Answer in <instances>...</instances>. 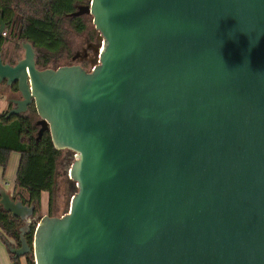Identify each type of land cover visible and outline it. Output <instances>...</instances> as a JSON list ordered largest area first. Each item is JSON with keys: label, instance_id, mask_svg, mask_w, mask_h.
Instances as JSON below:
<instances>
[{"label": "water", "instance_id": "1", "mask_svg": "<svg viewBox=\"0 0 264 264\" xmlns=\"http://www.w3.org/2000/svg\"><path fill=\"white\" fill-rule=\"evenodd\" d=\"M85 14L91 70L40 69L28 40L15 64L0 53V91L20 95L6 117L33 104L37 136L77 154L61 215L0 189L22 222L8 251L35 264H264V0H88L70 15Z\"/></svg>", "mask_w": 264, "mask_h": 264}, {"label": "trees", "instance_id": "2", "mask_svg": "<svg viewBox=\"0 0 264 264\" xmlns=\"http://www.w3.org/2000/svg\"><path fill=\"white\" fill-rule=\"evenodd\" d=\"M83 0H0V18L4 22L5 34L18 39L28 40L40 54L36 65L43 69L56 63L52 54L65 47L69 29L81 32L85 28L83 16H71L76 6ZM88 1V0H87ZM88 3V2H87ZM0 40V47L4 41ZM14 90H17L14 87ZM36 114L31 105L28 114L11 115L0 113V167L5 170L11 153L20 155L14 184L27 196L20 194L23 203H40L42 192L52 194L55 186L57 160L61 150L54 148L48 131L37 136V127L33 116ZM17 195H13L15 198ZM51 198L48 202L50 209ZM19 218L11 217L0 205V239L19 245ZM28 243H32V232L26 234ZM10 264H35L26 253L15 257L9 252Z\"/></svg>", "mask_w": 264, "mask_h": 264}, {"label": "rangeland", "instance_id": "3", "mask_svg": "<svg viewBox=\"0 0 264 264\" xmlns=\"http://www.w3.org/2000/svg\"><path fill=\"white\" fill-rule=\"evenodd\" d=\"M87 0H83L80 4H87ZM83 21L85 23V28L81 32H76L74 30L69 29L66 34V44L65 47L60 49L58 52L53 53L52 60L56 59V63L54 64L57 66L60 65H67L70 63V55L77 50L80 49L81 46L85 44V42H91L96 43V38L98 36V32L93 26L92 23V17L89 14H85L83 16ZM5 39L0 47L1 55L5 60H8L9 58H16L20 59L23 57L24 49L22 47V42L25 41V39H18L14 38L12 36H9L8 34L4 35ZM36 57L40 54L37 48H35ZM96 55L93 54L92 62H95ZM53 67V65L49 66ZM91 65H87V70H90ZM5 85L2 83L1 90H5ZM6 92V91H5ZM15 92V91H13ZM19 95L18 92H15ZM4 104V103H3ZM5 106V105H4ZM7 106H5V109L1 112H4L7 110ZM29 111L26 113L28 114ZM33 120L38 119V115L34 114ZM66 150H61V153L57 160V168H56V174H55V186L53 189L52 194L49 196V194L42 193L40 200L41 202L39 204H35V213L37 216H42L44 214L49 215H61L69 202V199L71 195L77 190V187L74 185V182L69 178L67 174V167L69 166L71 162V157L68 158L65 155ZM13 157H11V161L9 163L8 168V174H11L12 172L16 170L14 164L16 156H19L18 153L14 152L12 154ZM13 159V160H12ZM4 188H7L6 186ZM51 198V204L50 209L48 208V202ZM22 224V223H21ZM30 258H33L32 254H29ZM22 263H25V258H21ZM34 260V258H33Z\"/></svg>", "mask_w": 264, "mask_h": 264}, {"label": "flooded vegetation", "instance_id": "4", "mask_svg": "<svg viewBox=\"0 0 264 264\" xmlns=\"http://www.w3.org/2000/svg\"><path fill=\"white\" fill-rule=\"evenodd\" d=\"M2 33H3L2 35L4 37L5 33L4 32H2ZM1 39H3V38L1 37L0 40ZM93 47H94V43H91V42H88V41L85 42V44L83 46H81L80 49L75 50L72 53V55H70V60L71 61H70L69 64H79L80 66H82L84 69L87 70V65H89V66L91 65L92 57H93V54H94L93 53ZM0 53H1V51H0ZM2 60H3V62H7L9 64H15L18 59L9 58L8 60H5V58L2 57ZM5 87L6 88H5L4 91H6V93H4V92L3 93L7 94L6 106L8 108L4 112L7 113V111L14 106V104L9 99H11V98H20V95L15 93V92H17V90H14V87H16L15 84L12 85V86H5ZM13 91H15V92H13ZM31 105H33V104H30L28 106L27 111L24 114H26L30 110ZM38 119H39V117H38ZM38 119L33 120L34 121V125H35V123L37 122ZM35 126L37 127V130H38L39 126L38 125H35ZM65 155H66V157L68 156V158L71 157V151L70 150H66L65 151ZM12 245L18 247L20 245V243H19V245H17V244H12Z\"/></svg>", "mask_w": 264, "mask_h": 264}, {"label": "crops", "instance_id": "5", "mask_svg": "<svg viewBox=\"0 0 264 264\" xmlns=\"http://www.w3.org/2000/svg\"><path fill=\"white\" fill-rule=\"evenodd\" d=\"M3 92L5 93V91H2V90L0 91V113H1V111H3L5 109V106H6V103H7V99L4 97L5 94ZM13 153H11V155H10V158H9V161H8L6 169L3 170L0 167V189L5 190L11 196L17 195L16 197L19 198V199H20V194L23 197L27 198V196L22 192L21 189H19V188L16 189L15 188V184H14L15 174H16V170H17V166H18L20 155L16 156V159H15L14 166H15L16 170L14 171V173L12 172L11 174H8L9 163L11 161V157H13L12 156ZM5 186L7 188H4ZM42 193H46V192H42ZM40 202H41V200H40ZM10 263H11V261H10V257H9V251L7 249V246H6V242L3 241L2 239H0V264H10Z\"/></svg>", "mask_w": 264, "mask_h": 264}, {"label": "built area", "instance_id": "6", "mask_svg": "<svg viewBox=\"0 0 264 264\" xmlns=\"http://www.w3.org/2000/svg\"><path fill=\"white\" fill-rule=\"evenodd\" d=\"M3 34V33H2ZM102 49V46L99 47V50H98V53L101 51ZM98 55H96V59H95V62H93V64L91 65L90 67V70L94 67V65L98 64L99 63V59H98ZM77 157V154L76 152H73L71 151V162ZM70 162V163H71ZM70 165V164H69ZM74 185L76 186V183L74 182Z\"/></svg>", "mask_w": 264, "mask_h": 264}]
</instances>
